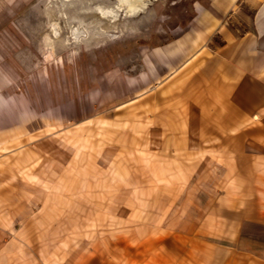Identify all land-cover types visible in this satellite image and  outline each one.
Returning <instances> with one entry per match:
<instances>
[{
  "label": "crops",
  "instance_id": "0c3cea01",
  "mask_svg": "<svg viewBox=\"0 0 264 264\" xmlns=\"http://www.w3.org/2000/svg\"><path fill=\"white\" fill-rule=\"evenodd\" d=\"M14 2L0 0V264H264V0L195 2L182 34L109 55L78 94L49 52L34 71Z\"/></svg>",
  "mask_w": 264,
  "mask_h": 264
},
{
  "label": "rangeland",
  "instance_id": "374dc122",
  "mask_svg": "<svg viewBox=\"0 0 264 264\" xmlns=\"http://www.w3.org/2000/svg\"><path fill=\"white\" fill-rule=\"evenodd\" d=\"M198 1L203 2L141 0L137 11L128 13L120 8L117 0H15L13 8H20L22 11L14 18L16 26H13L12 31L16 37L13 40L20 49L26 46V42L33 44L28 49L37 58L33 64L34 71L41 67L43 53L49 52L51 58L43 67L47 66L55 71L56 64L64 65L66 78L73 81L74 94L83 90L87 93L90 91V81L109 67V55L119 60L135 59L138 49L142 47L149 48L170 42L186 29L194 17L193 7ZM241 8L248 11L244 6ZM232 24L240 30L243 28L233 22ZM53 30L57 31V35H54ZM17 69L20 89L26 83V71L19 63ZM52 83L50 89L53 100L57 103L62 94L58 93V85ZM34 85L38 86L36 80ZM70 100L71 96H66V102ZM35 210L36 204H32L29 208H23L20 216L31 214ZM76 212L74 208H66L61 216L67 221ZM118 214L124 215L125 210H120ZM62 227L67 233L73 231L70 229L71 224L64 223ZM52 229L56 230V225L48 226L49 231ZM67 236L71 238L65 239V243H68L65 254L79 241L72 239V233ZM49 242L55 244L56 240Z\"/></svg>",
  "mask_w": 264,
  "mask_h": 264
},
{
  "label": "bare ground",
  "instance_id": "6f19581e",
  "mask_svg": "<svg viewBox=\"0 0 264 264\" xmlns=\"http://www.w3.org/2000/svg\"><path fill=\"white\" fill-rule=\"evenodd\" d=\"M119 3L120 8L128 13H133L135 11H137L139 2L141 0H117ZM119 8V9H120ZM119 13V12H118ZM140 13V12H139ZM120 15V14H119ZM56 29V28H55ZM57 30V29H56ZM57 31L53 30L54 35H57L56 33ZM57 37V36H56Z\"/></svg>",
  "mask_w": 264,
  "mask_h": 264
}]
</instances>
